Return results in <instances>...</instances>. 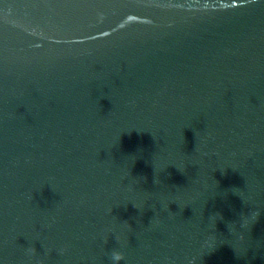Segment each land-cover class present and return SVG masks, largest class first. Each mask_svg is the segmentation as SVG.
<instances>
[{
	"label": "water",
	"instance_id": "1",
	"mask_svg": "<svg viewBox=\"0 0 264 264\" xmlns=\"http://www.w3.org/2000/svg\"><path fill=\"white\" fill-rule=\"evenodd\" d=\"M0 264H264V0H0Z\"/></svg>",
	"mask_w": 264,
	"mask_h": 264
}]
</instances>
